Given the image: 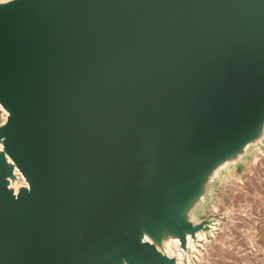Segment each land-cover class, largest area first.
Wrapping results in <instances>:
<instances>
[{
  "label": "water",
  "instance_id": "water-1",
  "mask_svg": "<svg viewBox=\"0 0 264 264\" xmlns=\"http://www.w3.org/2000/svg\"><path fill=\"white\" fill-rule=\"evenodd\" d=\"M0 104V264H177L264 124V0L0 2Z\"/></svg>",
  "mask_w": 264,
  "mask_h": 264
},
{
  "label": "rangeland",
  "instance_id": "rangeland-1",
  "mask_svg": "<svg viewBox=\"0 0 264 264\" xmlns=\"http://www.w3.org/2000/svg\"><path fill=\"white\" fill-rule=\"evenodd\" d=\"M6 113L0 108V125ZM252 153L246 168L236 166ZM12 182L15 190L22 185ZM185 215L194 224L204 223L205 236L193 238V248H182L179 263L176 252L177 264H264V124L258 137L210 172ZM168 236L160 246L166 254Z\"/></svg>",
  "mask_w": 264,
  "mask_h": 264
},
{
  "label": "bare ground",
  "instance_id": "bare-ground-1",
  "mask_svg": "<svg viewBox=\"0 0 264 264\" xmlns=\"http://www.w3.org/2000/svg\"><path fill=\"white\" fill-rule=\"evenodd\" d=\"M9 1V0H7ZM1 2H5V1H1ZM0 108L3 109L2 105L0 104ZM7 117H8V112L6 113V119L5 121L7 120ZM3 149V145H0V150ZM252 157H253V153L250 155L248 154L247 156H245L241 162H239L236 166L237 167H244L246 168L247 165L249 164V162L252 160ZM16 174H17V179L18 181L20 180L22 182V185H20L21 187H27L28 186V183L26 182V179L25 177L21 174V172L19 170H16ZM11 186L13 187V182L11 183ZM20 187L16 188V191L19 190ZM197 238L201 239L205 236V233L204 232H198L196 234ZM151 237H149V240L151 241ZM166 246H167V250H168V253L170 256H173L176 252H177V255L179 256V259H178V263L180 262V259L182 258V256L184 255L183 253V249L180 245V240L177 236H168L166 238ZM194 239L193 237L190 235V234H187V247L189 248H193L194 245Z\"/></svg>",
  "mask_w": 264,
  "mask_h": 264
}]
</instances>
